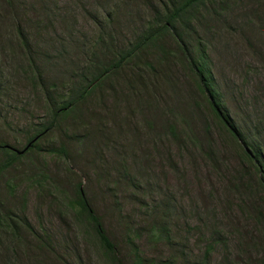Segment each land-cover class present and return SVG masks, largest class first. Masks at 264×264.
<instances>
[{
	"label": "rangeland",
	"instance_id": "rangeland-1",
	"mask_svg": "<svg viewBox=\"0 0 264 264\" xmlns=\"http://www.w3.org/2000/svg\"><path fill=\"white\" fill-rule=\"evenodd\" d=\"M169 2L0 0V146L15 155L4 167L0 149V264H115L77 192L122 264L135 247L144 264H264L263 189L243 184L260 176L207 103L264 159V0L198 3L43 132Z\"/></svg>",
	"mask_w": 264,
	"mask_h": 264
},
{
	"label": "trees",
	"instance_id": "trees-1",
	"mask_svg": "<svg viewBox=\"0 0 264 264\" xmlns=\"http://www.w3.org/2000/svg\"><path fill=\"white\" fill-rule=\"evenodd\" d=\"M204 0H170L169 6L170 10L165 11L166 16H165V22L161 23L160 27H156L152 31L150 30L149 32L145 33L142 35V37L138 38L137 41L134 43L133 47L124 55L120 54L118 58V62L113 66L111 65L110 67L103 69L102 72L98 73L92 80L89 82V84L78 94L76 98H73L72 100L67 101L62 105V108L59 107L52 116L51 122L47 125L45 130H50L53 128L55 121L58 118V113L60 111H64L65 109H70L74 107L75 103H79L81 100H83L91 90H94L96 86L107 76V74L114 68L118 67L121 65V62H125L128 60L133 54H135L137 51L141 50L142 48L146 47L149 45L156 35L163 29H167L169 25L174 24L175 22H179L181 24H184L183 22V17L184 15L191 9L193 6L197 5L198 3L202 2ZM122 62V63H123ZM202 72L201 66L198 67V73ZM199 88L203 91H209L210 87L207 82V80L200 79L199 80ZM211 96V92H210ZM208 107L210 108L211 112L213 113L214 117L218 120L219 125L221 124L222 128L225 129L232 137V139L235 140V143H237V149L236 152L239 153L240 160L245 163L246 167L250 170H252L250 173H253L255 175L260 176L257 181H254L253 183L251 181H246L243 182L244 184V189L249 188L252 191L253 189L257 191L258 194L260 193V190L258 187L262 188V194L264 193V159L262 158V155L260 154L259 148L255 145V143L248 142L247 139L241 138V134L239 132L235 131V127L230 123L229 118L227 115L223 114L220 110V107L216 101H214L211 97L210 99L207 100ZM227 128H232L230 129ZM172 133H174L172 131ZM42 134V133H41ZM40 134L37 133L38 137ZM36 137L34 139H36ZM34 139L29 141L28 146L24 149L26 151L28 148L33 147L34 144ZM0 149L6 154H9L10 157L6 159V162L4 163V167H9L14 159L15 155L12 154L9 149L7 150L5 146H0ZM249 171H246V176L251 174ZM252 177V176H251ZM258 186V187H256ZM249 191V192H250ZM258 194H255L258 195ZM75 205L77 206V210L80 216H83L85 220L93 227L95 235L104 250V252L111 257V259L115 262V264H122L119 256L117 254L116 248L113 245V243L110 241L108 238L107 234L105 233L104 229L101 226V222L99 218L95 215L91 207L89 206V203L85 200V198L82 196L81 192H77V200L75 202ZM259 210H256V214H259ZM6 217H3L0 215V227L2 226L3 229H10L11 230V225L7 223V220H5ZM29 228V226L27 225ZM159 234V233H158ZM213 237L218 238L219 235L218 233H214ZM220 240V239H219ZM218 240V241H219ZM216 241V242H218ZM261 245H264V231L261 240L258 242ZM212 246L210 245V248ZM209 249L206 251V256L209 255ZM132 259L135 261L136 264H144L146 261H144L138 254L137 248L135 247L134 250L132 249ZM148 263V262H146ZM260 263L262 261L260 260ZM149 264H154V262H149ZM163 264H169L164 262Z\"/></svg>",
	"mask_w": 264,
	"mask_h": 264
},
{
	"label": "water",
	"instance_id": "water-1",
	"mask_svg": "<svg viewBox=\"0 0 264 264\" xmlns=\"http://www.w3.org/2000/svg\"><path fill=\"white\" fill-rule=\"evenodd\" d=\"M7 148V147H6Z\"/></svg>",
	"mask_w": 264,
	"mask_h": 264
}]
</instances>
